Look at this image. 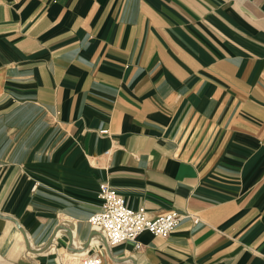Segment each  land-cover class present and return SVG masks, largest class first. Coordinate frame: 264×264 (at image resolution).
Listing matches in <instances>:
<instances>
[{"label":"crops","instance_id":"0c3cea01","mask_svg":"<svg viewBox=\"0 0 264 264\" xmlns=\"http://www.w3.org/2000/svg\"><path fill=\"white\" fill-rule=\"evenodd\" d=\"M102 182L183 217L106 246ZM91 254L264 264V0H0V264Z\"/></svg>","mask_w":264,"mask_h":264},{"label":"built area","instance_id":"2783aa9c","mask_svg":"<svg viewBox=\"0 0 264 264\" xmlns=\"http://www.w3.org/2000/svg\"><path fill=\"white\" fill-rule=\"evenodd\" d=\"M101 208L90 217L93 226L100 228L109 245L124 241L134 242L136 248H141L139 236L143 231H150L160 236H168L183 217L178 211L172 210L152 215L145 208H132L126 198L108 182H102L99 187ZM198 222V217H194ZM78 264H109L101 255H84Z\"/></svg>","mask_w":264,"mask_h":264},{"label":"water","instance_id":"95a60500","mask_svg":"<svg viewBox=\"0 0 264 264\" xmlns=\"http://www.w3.org/2000/svg\"><path fill=\"white\" fill-rule=\"evenodd\" d=\"M94 233V232H93ZM92 233V234H93ZM91 239V238H90ZM102 241H103V243L106 245V246H108V243H107V241L104 239V238H102Z\"/></svg>","mask_w":264,"mask_h":264}]
</instances>
